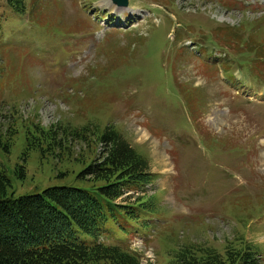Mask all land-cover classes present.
<instances>
[{
  "label": "rangeland",
  "instance_id": "obj_1",
  "mask_svg": "<svg viewBox=\"0 0 264 264\" xmlns=\"http://www.w3.org/2000/svg\"><path fill=\"white\" fill-rule=\"evenodd\" d=\"M26 2L47 27L21 24L0 9V171L9 180L7 197L50 188L88 189L82 173L104 152V145L89 142L94 136L87 132L83 142L65 140L62 151L45 142L40 146L34 125L67 131L85 126L101 131L110 125L147 158L155 175L120 197L133 206L144 204L134 228L121 235L123 248L135 250L141 264H172L178 252L206 249L225 257L227 249L246 244L264 264V43L248 57L254 76L235 73L236 88L220 83L211 74L214 66L206 70L200 62L234 64L238 52L217 47L209 36L218 42L245 20L263 18L264 0H234L235 6L220 0H129L146 13L144 20L152 18L124 37L128 29L103 31L108 19L116 25L104 0ZM96 17L102 23L96 24ZM125 18L134 21L137 12ZM102 31L105 40L99 41ZM252 34L264 38V23ZM246 43L244 50L254 48ZM196 44H212L214 53ZM70 47L74 50L65 54ZM256 53L262 61L255 60ZM230 75L219 69L221 81L232 84ZM193 92L195 128L186 105ZM168 133H177L176 140L198 133L209 149L194 136L185 141L198 150ZM227 169L240 180L229 182L233 175Z\"/></svg>",
  "mask_w": 264,
  "mask_h": 264
},
{
  "label": "trees",
  "instance_id": "obj_2",
  "mask_svg": "<svg viewBox=\"0 0 264 264\" xmlns=\"http://www.w3.org/2000/svg\"><path fill=\"white\" fill-rule=\"evenodd\" d=\"M223 2L235 6L234 0ZM0 9H4L6 16H16L21 22L31 21L39 28L48 25L34 16L32 2L28 6L26 0H0ZM3 19L0 13V23ZM262 23L264 17L253 22L245 20L238 28L232 29L238 35L242 32L237 40H231L235 36L231 31L218 41H223L222 48L236 50L238 53L234 64L253 76L255 71L248 57L253 54L255 47L262 48L264 38L258 40L252 34V28ZM246 32H249L247 43L244 40ZM243 43L254 48L244 50ZM111 46L113 48L114 45ZM110 51L107 49V52ZM70 52V49L66 50V53ZM125 52L122 50L119 56L123 57ZM260 57L256 53L255 60ZM121 63L122 60L113 61L110 66H116L108 68V71ZM228 65L224 67L230 71ZM187 97L190 98L189 114L195 121L198 110L195 93ZM199 101L202 106L206 105L203 99ZM33 129L38 135L34 141L40 146L45 142L51 148L62 151L65 140L83 142L87 132V136H94V139H88L89 142L104 145V152L96 161L89 159L87 169L82 173L84 179L90 182L87 191L62 187L50 188L38 195L7 197L9 180L0 171V264H141L135 253L120 245L119 235L127 232V222L136 220L138 207L143 204L122 205L116 201L124 190H136L155 178L150 173L147 158L131 148L110 126L101 131H91L87 126L72 131L61 127L45 130L36 125ZM203 143H206L205 139ZM20 169L23 171L22 167ZM204 250V257H198L194 251H190V254L179 252L173 264H256L254 254L248 247L228 249L224 258L213 251Z\"/></svg>",
  "mask_w": 264,
  "mask_h": 264
},
{
  "label": "water",
  "instance_id": "obj_3",
  "mask_svg": "<svg viewBox=\"0 0 264 264\" xmlns=\"http://www.w3.org/2000/svg\"><path fill=\"white\" fill-rule=\"evenodd\" d=\"M115 2L119 3L121 2V4H127V0H115Z\"/></svg>",
  "mask_w": 264,
  "mask_h": 264
}]
</instances>
